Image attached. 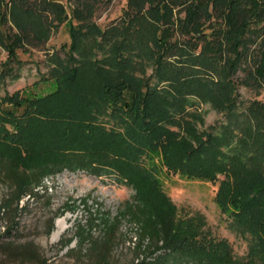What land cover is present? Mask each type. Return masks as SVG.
Listing matches in <instances>:
<instances>
[{
	"label": "rangeland",
	"instance_id": "1",
	"mask_svg": "<svg viewBox=\"0 0 264 264\" xmlns=\"http://www.w3.org/2000/svg\"><path fill=\"white\" fill-rule=\"evenodd\" d=\"M55 1L63 4L69 14L71 9L81 10L83 2L91 0ZM93 1L92 20L102 29L110 24L118 26L115 22L121 17L127 0ZM21 3L24 8L36 9L25 24L42 45L28 48L24 53L19 50L17 57L7 58L0 28V73L5 76L0 84V98L6 93L19 92L26 98L44 99L59 89L52 70L75 64H70L65 54L71 45L70 32L65 23L55 22L54 0H0V16L4 17L6 31L10 27L18 32L13 19L18 18L15 13L19 11L16 12L15 7ZM11 12H14L12 16ZM258 28H262L259 40L262 42L264 23ZM144 30L147 32L139 36L146 41L150 29ZM119 40L120 37L114 39L117 43ZM79 43L74 58L83 65L98 60L103 69H108L105 60L111 56V46L98 47V36H84ZM258 52L255 45L251 47L253 58ZM243 66L248 68V65ZM145 70L147 77L152 75V64ZM198 74L201 83L213 87L225 83L219 67L213 77ZM244 75L240 70L235 81H240ZM149 85L163 98L172 91L169 82L161 76L150 78ZM222 100H225L222 92L212 99L185 96V107L179 115L165 122L154 120L159 127L150 132L136 128L133 138L123 128H118L121 133L118 141L122 144L119 147L129 145L128 149L137 151L135 157L141 171L137 178L121 174L113 164H93L92 169L98 168L94 174L84 168L60 166L46 158L48 154L30 145L28 156L9 152L0 157V205L13 187L12 179L22 178L37 185L33 189L34 197H25L21 202L24 209L16 215L17 224H12L11 215L0 212V264H88L86 259L77 261V247L87 233L97 237L105 227L110 229L112 240L106 264H130L137 254L136 247L147 241L143 244L140 241V226L134 214L138 207L147 212L154 225L175 214L180 218L194 213L205 216L204 231L212 241L184 245L169 254L162 264H264V213L255 215L256 228L261 232L255 236L257 233L250 228L246 211V198L251 196L247 191L264 188V87L255 92L239 86L232 118L226 117L220 109ZM256 100L261 104L253 106ZM174 110L168 105V112ZM101 121L107 123L108 130L113 128L111 118L100 119L99 123ZM128 124L133 126V123ZM202 144L212 147L206 151L205 156L209 158L205 157L203 162L205 174L184 157L189 150L202 151ZM174 169L178 170L176 174ZM219 184L222 192L217 195ZM57 221L63 222L64 230L53 243ZM51 224L52 230H49ZM68 240L69 245L62 249V244ZM11 242L13 245L32 243L38 253L32 258L6 249ZM70 248L75 252L68 255Z\"/></svg>",
	"mask_w": 264,
	"mask_h": 264
},
{
	"label": "trees",
	"instance_id": "2",
	"mask_svg": "<svg viewBox=\"0 0 264 264\" xmlns=\"http://www.w3.org/2000/svg\"><path fill=\"white\" fill-rule=\"evenodd\" d=\"M54 4L55 22L65 23L70 32L71 45L65 54L68 62L75 64L52 70L59 89L47 98H26L19 92L6 93L0 98V157L9 152L28 156L30 145L48 154L45 157L60 166L84 168L94 174L98 168L92 169L93 164H113L121 174L137 178L141 175L135 157L137 151L128 149L129 145L119 147L122 144L118 141L121 139L118 128L133 135L132 138L137 133L136 128L153 131L159 127L154 120L156 123L169 121L183 111L185 96L212 99L220 92L225 99L220 109L226 117L232 118L239 86L255 92L264 87V41L259 42L262 28H258L264 23V0H127L121 17L115 22L119 27L110 24L104 29L92 20L93 0L83 2L81 10L71 9L69 14L63 4L55 0ZM15 8L19 11L15 13L19 20L13 21L18 32L10 27L6 31L4 17L0 16L1 44L7 58L17 57L19 50L24 53L28 48L42 45L25 24L35 8H24L22 3ZM13 14L11 12V16ZM146 28L150 29L147 42L141 38ZM84 36H98L101 49L111 46V56L105 60L108 69H103L98 60L83 65L74 58ZM117 37H120L119 43L114 41ZM254 45L259 52L253 58L251 47ZM148 62L153 70L149 77L145 70ZM174 64L177 65L174 69L169 68ZM218 67L224 74L223 79L225 77L223 85L213 87L201 83L198 73L213 77ZM240 70L245 72L244 78L235 81ZM156 76L166 79L172 87L164 98L149 87V79ZM4 78L0 73V84ZM260 104L259 100L252 103L253 106ZM168 105L174 112L167 111ZM106 117L114 124L110 130L105 127L107 123H99ZM201 146L202 151L189 150L184 157L205 174L203 162L205 157L209 158L205 156L206 151L212 147ZM177 171L173 170L175 174ZM12 182L13 187L2 201L0 212L11 215L12 224H17L16 215L24 209L21 202L25 197H34L33 189L37 185L22 178L12 179ZM219 185L217 195L222 192ZM247 192L251 196L246 198V211L250 228L257 236L261 232L256 228L255 215L264 213V188ZM136 210L141 244L147 241L136 247L137 254L130 264H162L169 254L184 245L212 241L204 231L206 220L202 214L194 213L187 218L175 214L154 225L144 209ZM240 210L244 212V208ZM109 230L105 227L97 237L87 233L77 247V261L86 259L88 264H106L112 243ZM69 243L70 240L62 244V249ZM5 248L32 258L38 253L32 243L13 245L11 242ZM73 252L75 250L70 248L68 255Z\"/></svg>",
	"mask_w": 264,
	"mask_h": 264
},
{
	"label": "bare ground",
	"instance_id": "3",
	"mask_svg": "<svg viewBox=\"0 0 264 264\" xmlns=\"http://www.w3.org/2000/svg\"><path fill=\"white\" fill-rule=\"evenodd\" d=\"M64 230V224L62 221H57L56 223V228H55V231L53 232V236H52V242L55 243L59 238L60 236L62 235L61 233L63 232Z\"/></svg>",
	"mask_w": 264,
	"mask_h": 264
}]
</instances>
